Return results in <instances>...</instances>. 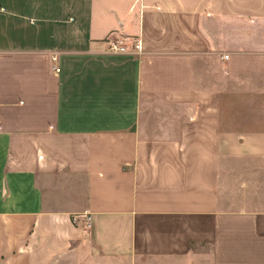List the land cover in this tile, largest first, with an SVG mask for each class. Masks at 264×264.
Returning a JSON list of instances; mask_svg holds the SVG:
<instances>
[{
    "label": "crops",
    "instance_id": "crops-1",
    "mask_svg": "<svg viewBox=\"0 0 264 264\" xmlns=\"http://www.w3.org/2000/svg\"><path fill=\"white\" fill-rule=\"evenodd\" d=\"M0 264H264V0H0Z\"/></svg>",
    "mask_w": 264,
    "mask_h": 264
},
{
    "label": "built area",
    "instance_id": "built-area-1",
    "mask_svg": "<svg viewBox=\"0 0 264 264\" xmlns=\"http://www.w3.org/2000/svg\"><path fill=\"white\" fill-rule=\"evenodd\" d=\"M108 45V51L111 53H125L141 55L143 53V40L140 36L123 35L117 31L111 32L105 39ZM57 57H54L56 60ZM57 72L60 71L59 67H55ZM83 218L84 227L90 228L93 221L91 213H84L75 216V220Z\"/></svg>",
    "mask_w": 264,
    "mask_h": 264
}]
</instances>
